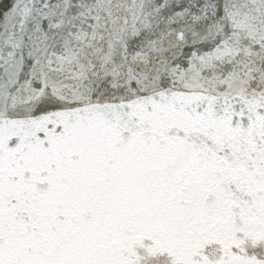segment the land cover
Here are the masks:
<instances>
[{
  "label": "snow or ice",
  "instance_id": "snow-or-ice-1",
  "mask_svg": "<svg viewBox=\"0 0 264 264\" xmlns=\"http://www.w3.org/2000/svg\"><path fill=\"white\" fill-rule=\"evenodd\" d=\"M0 264H264V0H0Z\"/></svg>",
  "mask_w": 264,
  "mask_h": 264
}]
</instances>
